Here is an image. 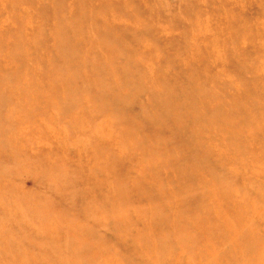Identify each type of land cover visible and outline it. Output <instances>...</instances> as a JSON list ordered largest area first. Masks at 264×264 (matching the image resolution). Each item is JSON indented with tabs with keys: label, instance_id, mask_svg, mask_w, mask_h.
Instances as JSON below:
<instances>
[{
	"label": "rangeland",
	"instance_id": "obj_1",
	"mask_svg": "<svg viewBox=\"0 0 264 264\" xmlns=\"http://www.w3.org/2000/svg\"><path fill=\"white\" fill-rule=\"evenodd\" d=\"M0 264H264V0H0Z\"/></svg>",
	"mask_w": 264,
	"mask_h": 264
}]
</instances>
